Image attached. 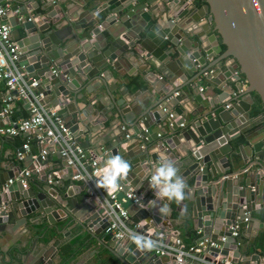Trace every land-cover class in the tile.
Wrapping results in <instances>:
<instances>
[{
  "label": "water",
  "instance_id": "1",
  "mask_svg": "<svg viewBox=\"0 0 264 264\" xmlns=\"http://www.w3.org/2000/svg\"><path fill=\"white\" fill-rule=\"evenodd\" d=\"M204 1L205 4L196 10V17L206 20L201 32L192 33L185 27L186 22L175 17L169 21L170 30L174 33L171 42L179 54L178 68L165 76L143 72L145 79L152 86L173 84L171 91L163 86L161 90L167 97L176 94L180 98L175 80L179 72L192 76L197 64L202 68L199 75L212 66L216 67L208 79L213 80L214 76L221 74V84L228 77L223 68H234L237 79L240 75L245 78L246 89L238 84L232 105L226 107V104L214 116L211 111L215 110L218 101L207 100L199 90L205 86L195 78L192 92L199 105L193 106L187 101L188 106L185 107L184 102V109H180V112L187 110L193 121L179 114L180 117L169 125L164 122L166 115L162 114L167 109L162 104L167 97L162 100L151 98L149 104L141 108L131 106V102L126 105L122 94L123 101H118L115 106L120 126L132 127L136 135H142L144 131L145 135L122 147L128 134L126 129H122L110 151L101 155L95 152L92 158H98L99 167H104L112 155H120L130 162L132 169L127 179L122 181L116 198L127 211L136 232L156 241L170 235L174 219L170 218L171 201L158 200L149 182L162 159L173 160L178 175L187 185L185 199L177 202L175 210L180 215L184 214L182 219L188 227L201 233L199 239H208L215 244L209 247L211 257L222 256L229 261L234 258L239 264H264V257L243 255L236 237L232 235L233 226L238 230L249 228L250 223L256 220L248 216L250 203L257 198L259 204L264 205V145L261 142L264 133L259 132L264 125H261L262 121L251 123V104L242 99L244 94L256 93L264 112V0ZM19 2L10 8L12 15L9 14L12 27H20L24 33L17 39L19 62L28 77L39 80L37 90L57 107L75 141L87 147L88 143H84L87 141H80V138L88 130L89 121L78 117L76 107L83 97L81 90L95 81L103 84L101 74L109 68L110 62L115 67L133 55L137 41L146 49L144 42L153 25L152 8L147 10L142 0H114V8L103 20L99 21L94 16L88 18V13L83 10L78 13L79 21L74 32L69 30L61 34L56 27L59 19L54 11H48L53 0H42V5L36 6L39 9L36 13L26 1L23 4L26 8L20 7ZM183 8L188 9L186 14L192 11L187 3ZM210 29L212 34L205 36V30ZM218 38L219 44L210 45ZM222 45L226 46L225 50ZM130 49L132 51L129 52ZM214 56L217 60L207 67V60ZM24 107L28 109L29 105L24 103ZM151 121L156 122L159 130L165 129V137L156 135L159 132L151 127ZM237 138L242 143L233 149L230 142ZM18 150L26 153L23 147ZM37 161L41 165L47 162L41 158ZM0 168L5 169L0 171V237L27 222L44 225L43 235L59 233L63 225L75 223L81 228V233L89 236L88 241H101L100 235L109 224L108 210L94 189L90 190V184L84 181L80 186L73 181L69 185L56 184L48 181L44 172H39L41 185L29 179L27 186L18 181L8 184L15 177L16 170L1 165ZM254 185L257 186L256 193L252 189ZM141 190L142 196L136 203L127 197V194L139 195ZM153 201L155 206L150 205ZM160 208L165 210L160 212ZM30 215L32 218H27ZM259 220L264 222L263 213ZM141 222L144 223L140 225ZM259 228L263 229L264 225ZM107 235L116 239L111 234ZM25 244L26 240L21 239L10 247L8 254L17 259L12 264H62L58 239L38 246L33 240L30 250L22 254ZM156 248L157 245L151 251L138 250L128 238L116 254V264H171L172 258L156 254ZM230 250L235 251L234 255H229ZM0 264L3 263L0 261Z\"/></svg>",
  "mask_w": 264,
  "mask_h": 264
},
{
  "label": "crops",
  "instance_id": "2",
  "mask_svg": "<svg viewBox=\"0 0 264 264\" xmlns=\"http://www.w3.org/2000/svg\"><path fill=\"white\" fill-rule=\"evenodd\" d=\"M17 1H20L19 6L22 8H26V6L23 5L26 1L33 9L34 13L39 11V9H36V6L42 5V0H35L34 2L30 0H0V4L9 5L11 8L17 4ZM142 1L147 5V10L152 8L151 19L153 25L144 42L146 49L137 41L135 47L136 51L133 55L130 54L127 59L122 60L121 63L117 64L115 67H113L110 62L109 68L101 74L104 83L102 84L101 81H95L88 85L87 89H82L81 94H83V97L76 105L78 117L85 122L89 121L87 123L88 130L85 131L80 141H87L84 143H88V146H83V148L91 157L94 156L95 152L101 155L110 151L122 129H126L128 133L126 141L122 143V147L135 143L138 139H141L142 135H145L144 131L142 135H136L132 127L125 125L122 128L120 126V121L116 117L115 106L118 101H123L122 94H124L123 97L126 100V105L131 102V106L142 108L149 104L151 98L162 100L167 97L161 90L162 86L167 89V91L173 89V84L169 83L164 85L157 83L156 86H152L149 81L145 79L143 74V72H154L159 76H165V74L171 73L172 70L178 68L176 61L179 54L176 51V47L171 42L172 38H174V33L170 30L169 21L175 17L176 20L179 19L184 23L186 22L187 24H185V27L190 29L192 33L201 32L204 22L206 21L204 18L200 19L196 17V10L204 5L198 6L196 0ZM113 3L114 0H53L48 11L49 13L50 11H54L55 17L59 19L56 27L61 34H64V32H68L69 30L74 32V26L78 25L79 21V17L77 16L81 11L85 10L88 13V18L94 16L100 21L111 12L112 8H114V5H112ZM184 3L189 5V9L192 7V11H188V14H186L188 9L183 8ZM11 15L12 13L10 16ZM208 15L209 14H207L206 17ZM10 16L6 19L8 22ZM190 18H192V21H190ZM208 34H212L211 29L210 31L205 30V36ZM18 35L21 37L24 36L23 29L17 26L12 27L11 39L16 43ZM141 35L144 37V33ZM220 42L218 38L216 42H212L210 45H217ZM130 51H132V49H130L129 52ZM216 60V56L209 58L207 60V67L212 66ZM196 67L197 70L192 76L179 72V77L175 80V85L178 87L180 98H177L176 94H174L167 97L162 102V104L167 107V109L164 110L165 112L162 113L166 115L164 122L167 125L178 119L180 117L179 114H182L189 121H193L187 110L180 112V109H184L182 106L184 102H186L185 107L188 106L187 101L193 106L199 105L194 100L192 92V88L195 87L192 82L195 78L199 84L205 86V91L202 93L203 96H205L207 100L213 99L214 101H218L215 105V110L211 111V113H214V116H217V114L225 108L226 104L232 105L234 102L233 97L236 96L234 93H238L236 87L238 84L242 85L243 90L246 89L247 83L245 78L240 75L237 79L234 68H223L225 70L224 74L226 73L228 77L226 82L221 84L223 80L221 74L214 76V81L208 79V76L216 67L212 66L208 70V75L206 76L203 74L199 75L198 72L202 71V68L197 64ZM104 84H106V86ZM8 94L7 87L4 82L0 80V128L9 127L14 122L28 115V109L24 107V103L17 100L9 102L7 99ZM242 99L246 103L251 104V110L249 111V116L253 118L251 123L254 121L255 123L262 121L261 125H264V112H253V104L255 103L253 94H244ZM45 100L49 106L57 109V107L48 102L49 100H47V98H45ZM6 104L10 106L8 114L4 113ZM12 104L14 105L12 106ZM159 107H161V105ZM209 110L212 109L209 108ZM170 114H173V117H170ZM10 118L12 120H10ZM151 127L154 128V131L159 132L156 135L162 137L166 136L165 129L159 130L155 121H151ZM259 132L264 133V128L259 130ZM181 141H184V139ZM261 142L264 145V138L261 139ZM230 143L233 149H237L238 145L242 143V140L237 138ZM25 144L29 145V150H26L24 159L20 160L17 157V152L19 151L18 149L22 148ZM244 144L247 143L245 142ZM100 149L103 151H100ZM58 150V146L49 140L39 143L32 132H24L14 137L0 134V165L16 170L15 176L22 170H29L31 171L29 180L41 185L43 184L41 180L42 175L39 172H44L47 175L48 181L51 180L56 184L64 183L69 185V182L73 181L76 185H82V181L72 180L74 168H70L66 165L65 161L60 157ZM246 150L247 148L244 149V151ZM43 151L46 152L44 160L47 162L41 165L38 163L37 159L40 158ZM31 167H35V170H31ZM4 170L5 169L0 168V171ZM258 170L261 171L259 168ZM88 186L91 191L94 189L92 185ZM252 189L256 193L257 186L254 185ZM142 192L141 190L139 195H142ZM80 193L84 194V191ZM176 206L177 201L172 200L170 204L172 210L170 212V218L174 219V221H172L170 235L163 239L172 241L176 238H180L184 243L191 244L193 241L190 236L195 235L197 237L195 239L196 241L201 236V233L192 230L191 227L186 225L182 219L184 218V214L180 215V212L178 213L175 210ZM248 208L251 209L248 216H252L256 220L250 223L251 226H249V228L238 230L236 242L243 255L257 254L260 257H264V228H259V226L264 225V222L259 220L262 213L264 215V205H260L259 200L256 198L253 203H250ZM179 215L181 217H179ZM27 218H32V216H27ZM142 223L144 222H141L140 225H142ZM44 227L45 226L42 224L27 222L17 227L15 230H11L8 234H5V236L2 235L0 237V261L3 264H12L17 261L16 258L12 259L11 255L8 253L12 248L11 246L15 245L16 242L21 239L26 240L25 247L22 248V254L30 250V245L33 240H36L38 246L46 244V242L53 239H58L59 245L57 248L62 256V264H116V254L122 249L127 240H113L112 237L103 232L100 235V242L95 239L88 241L89 236L85 232L81 233V228L75 223H71L68 226L63 225L59 233L53 232L51 235H43ZM147 231L151 233V230ZM75 251L78 252L73 254ZM234 253L235 251L233 250L229 251L230 256L234 255ZM217 258L225 259L222 256H217ZM231 262L233 264H239V261L234 258H232ZM252 263L253 262H250V264ZM171 264H176L173 258L171 259Z\"/></svg>",
  "mask_w": 264,
  "mask_h": 264
},
{
  "label": "built area",
  "instance_id": "3",
  "mask_svg": "<svg viewBox=\"0 0 264 264\" xmlns=\"http://www.w3.org/2000/svg\"><path fill=\"white\" fill-rule=\"evenodd\" d=\"M9 14V5L0 4V80L7 87L9 102L17 100L27 103L29 107L26 117L14 122L9 127L0 128V134L14 137L24 132H32L39 143L49 140L57 145L60 157L68 167L74 168L72 180L84 181L92 185L96 196L102 199L107 207L109 224L105 233L113 235L117 240L130 238L132 233L137 232L135 227L130 224L127 211L121 207V203L116 198V193L121 188L113 192L96 186V180L105 168L99 167V161L89 156L86 150L75 141L68 124L58 114V110L47 104L43 93L37 90L39 80L28 77L23 65L19 62L20 50L17 43L11 39L12 27L6 20ZM18 20L20 21L22 18H18ZM203 75H208V71H204ZM199 90L204 92L205 88L200 87ZM12 92L15 94L11 95ZM229 106L230 104L226 105V107ZM9 110L10 106L6 104L4 113L8 114ZM172 116L173 114H170V117ZM23 149L28 151L29 145H23ZM24 155L21 151L17 152V157L20 160L24 159ZM45 156L46 152L43 151L40 158L45 159ZM30 176L31 171L22 170L13 179H10L8 184L18 181L27 186V180ZM141 196V194H127V197L132 199L134 203ZM232 229V235L237 237V226H233ZM222 240H224L223 237ZM214 245L208 239H197L191 244L184 243L180 238L172 241L160 239L157 240L155 253L170 256L176 264H233L227 259L211 257L209 247Z\"/></svg>",
  "mask_w": 264,
  "mask_h": 264
},
{
  "label": "clouds",
  "instance_id": "4",
  "mask_svg": "<svg viewBox=\"0 0 264 264\" xmlns=\"http://www.w3.org/2000/svg\"><path fill=\"white\" fill-rule=\"evenodd\" d=\"M104 168L105 170L96 180V186L114 192L121 188V181L127 179L132 166L120 155H112L105 162ZM149 186L154 190L158 200L167 199L181 202L185 199L187 185L183 177L178 175V168L171 159L161 160L160 166L155 168L151 174ZM150 205L155 206V201ZM164 210V208L159 209L160 212ZM130 239L136 244L137 249L142 251H151L157 245L156 240L137 233H132Z\"/></svg>",
  "mask_w": 264,
  "mask_h": 264
},
{
  "label": "trees",
  "instance_id": "5",
  "mask_svg": "<svg viewBox=\"0 0 264 264\" xmlns=\"http://www.w3.org/2000/svg\"><path fill=\"white\" fill-rule=\"evenodd\" d=\"M196 3H197V5L198 6H201V5H203V4H205V1L204 0H196ZM222 48H223V50H225L226 49V46L225 45H222ZM244 78V77H243ZM253 96H254V98H255V103H254V110H253V112L254 113H258V112H261V111H263V109H262V103H261V101H260V98H259V96L256 94V93H253ZM190 238L192 239V241L194 242L195 241V239L197 238L195 235H192V236H190ZM66 250V249H65ZM78 251H75L73 254H76Z\"/></svg>",
  "mask_w": 264,
  "mask_h": 264
}]
</instances>
